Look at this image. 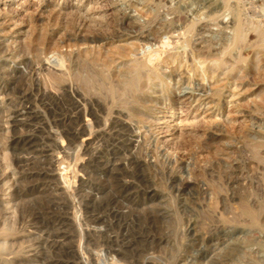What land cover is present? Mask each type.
Instances as JSON below:
<instances>
[{
    "label": "rangeland",
    "instance_id": "obj_1",
    "mask_svg": "<svg viewBox=\"0 0 264 264\" xmlns=\"http://www.w3.org/2000/svg\"><path fill=\"white\" fill-rule=\"evenodd\" d=\"M263 31L264 0H0V264H264Z\"/></svg>",
    "mask_w": 264,
    "mask_h": 264
},
{
    "label": "bare ground",
    "instance_id": "obj_2",
    "mask_svg": "<svg viewBox=\"0 0 264 264\" xmlns=\"http://www.w3.org/2000/svg\"><path fill=\"white\" fill-rule=\"evenodd\" d=\"M257 20H258V19H257ZM258 25H259V24H258ZM235 26H237V25L235 24ZM256 26H257V25H256ZM258 29H260V28H258V26H257V29H256V30H258ZM234 30H235V36H234V37H235L236 39H233V40H235V42H240V43H241V42L245 39V38H243V39L241 38V37H243V36L241 35V34H243V32H241V27L238 26V27H236V29H234ZM250 30H251V29H250ZM256 30H254V33H256V34H257V32L259 33V30H258V31H256ZM255 31H256V32H255ZM261 31H262V30H261ZM260 33L262 34V32H260ZM263 33H264V31H263ZM261 34H259V35H261ZM261 36H262V35H261ZM244 37H245V36H244ZM251 37H252V36H251ZM259 38H260V37H259ZM145 39H146V38H145ZM249 39H250V38H249ZM245 40H246V39H245ZM258 40H259V39H258ZM138 43H139V42H138ZM222 44H223V43H222ZM228 44H229V43H228ZM254 44H255V43H254ZM143 45H144V44H143ZM233 45H234V44H233ZM226 46H228V45H226ZM241 47H243V46H241ZM223 48H224V47H223ZM226 49H227V48H226ZM228 50H229V49H228ZM170 51H171V50H170ZM223 51L225 52V49H224ZM223 51H222V53H223ZM226 51H227V50H226ZM9 52H10V51H9ZM137 52H138V51H137ZM166 52H167V51H166ZM222 53H221V54H222ZM238 53H239V51H238ZM85 54H86V53H85ZM146 54H147V53H146ZM152 54H153V53H152ZM164 54H165V53H164ZM221 54H219V55L221 56ZM156 55H157V54H156ZM168 55H169V54H168ZM56 56H57V55L55 54V57H56ZM62 56H63V55H58L56 58L53 57V58H54L53 60H52V59L50 60V62H53L52 64H55V66H58V67H59V68L55 67V68H56V72H55L56 74H57L59 71H61L62 68L64 67V66H63V60H64V59L62 58ZM220 56H219V57H220ZM237 56H238V55H237ZM105 57H106V56H105ZM153 57H154V56H153ZM223 57H224V56H221V58H220L221 60H220V62L218 63V68H223L224 65H225V63H224L225 60H223ZM48 58H49V57H48ZM145 58H147V56H146ZM149 58H150V57H149ZM155 58H156V57H155ZM157 58H158V57H157ZM153 59H154V58H153ZM216 59H217V58H216ZM237 59H238V58H237ZM244 59H245V58H244ZM3 60H4V59H3ZM3 60H2V61H3ZM133 60H134V59H133ZM154 60H155L154 62H157L158 59H154ZM240 60H241V58H240ZM11 61H12V60H11ZM47 61H48V60H47ZM151 61H153V60H149V59H146V60H145V59H144L142 63H143L144 66H147V65H150V66H151V64H152V65H153L152 67L154 68L155 65H154V63L151 62ZM227 61H228V60H227ZM50 62L48 61V63H50ZM1 63H2V62H1ZM228 63H229V62H228ZM230 63H231V62H230ZM12 64H13V63H12ZM45 64H46V61H45ZM64 64H65V63H64ZM159 64H160V63H159ZM237 64H239V63L236 62V65H237ZM49 65H50V64H49ZM199 65H200V64H199ZM230 65H231V64H229L228 67H230ZM234 65H235V64H234ZM234 65L231 66V68H229L228 70H226V69L223 70V69H224V68H223V69H222L223 72L220 73L221 75L219 74L220 79H218V81L215 80V81H216L215 84L217 83L216 86H217V90H218V92H219V97L222 98V102H223V103H222V106H219V112H218V113H220V116L223 115L222 112H224V108H223L224 106L228 105V106H229V109H230L231 107H235V105L238 103V96H239V95H238V92L241 91V90H239V87H240L241 85L237 84V81L240 82L241 79L239 80V77H240V76H238V78L233 77V75H234V74H237L236 72L239 71V70H238V71H236V72L234 73L235 68L238 67V66H234ZM5 66H6V65H5ZM5 66H4V67H5ZM156 66L159 67L158 65H156ZM0 67H1V66H0ZM2 67H3V65H2ZM8 67H9V66H8ZM53 67H54V66H53ZM60 67H61V68H60ZM57 69H58V70H57ZM209 69H210V68H209ZM2 70H3V69H2ZM54 70H55V69H54ZM156 71H157V70H156ZM241 71H242V70H241ZM25 72H26V71H25ZM49 72H50V70H49ZM61 72H62V71H61ZM29 73H30V72H29ZM55 73H54V74H55ZM200 74H201V73H200ZM239 74H240V73H239ZM61 75H62V74H61ZM177 75H178V74H177ZM203 75H204V74H203ZM49 76H50V75H49ZM54 76H55V75H54ZM62 76H64V75H62ZM219 76H218V77H219ZM246 76H247V75H246ZM236 77H237V76H236ZM46 78H47V77H46ZM216 78H217V77H216ZM234 78H235V81H234ZM82 79H83V78H82ZM207 79H208V78H207ZM207 79H206V80H207ZM237 79H238V80H237ZM58 80H59V79H58ZM210 80H211V79H210ZM244 80H245V79H244ZM51 81H52V80H51ZM206 82H207V81H206ZM211 82H212V80H211V81L208 80V86H209V88H212V87H210V85H214V84L211 83ZM213 82H214V81H213ZM241 82H242V81H241ZM43 85H44V84H43ZM53 85H54V84H53ZM206 85H207V84H206ZM214 86H215V85H214ZM197 87H198V86H197ZM43 88H44V87H43ZM205 88H206V87H205ZM207 88H208V87H207ZM240 88H241V87H240ZM1 90H2V89H1ZM35 90H36V89H35ZM209 90H210V89H209ZM209 90H208V91H209ZM205 91H207V90H205ZM63 92H64V91H63ZM241 92H242V91H241ZM3 93H4V92H3ZM64 93H65V92H64ZM67 93H68V92H67ZM242 93H243V92H242ZM244 93H245V92H244ZM4 94H5V93H4ZM4 94H3V95H4ZM204 94H205V93H204ZM19 95H20V94H19ZM207 95H208V94H207ZM207 95H206V96H207ZM67 96H68V95H67ZM40 97H41V96H40ZM252 97H253V96H252ZM45 99H46V98H45ZM70 99H71V98H70ZM239 99H240V98H239ZM4 100H5V98H4ZM6 100L8 101L7 98H6ZM37 100H38V99H37ZM96 101H97V100H96ZM96 101H95V102H96ZM207 101H208V100H207ZM214 101H215V100H214ZM1 102H2V100L0 99V103H1ZM73 102H74V101H73ZM78 102H79V101H78ZM205 102H206V100H205ZM209 102H211V101H209ZM45 103H46V102H45ZM76 103H77V102H76ZM76 103H74V104H76ZM80 103H81V102H80ZM212 103H213V102H212ZM21 104H23V103H21ZM26 104H27V103H26ZM78 104H79V103H78ZM239 104H240V103H239ZM55 106H56V105H55ZM80 106L82 107V110L85 112V106H84V105H79V107H80ZM206 106H207V105H206ZM209 106H210V103H209ZM28 107H29V106H28ZM28 107H27L24 111H23L22 109H21V110L19 109V110H15V111H13V116H11V115H12V113H11V114L9 115V116H11V117H10L8 120H5V122H4L5 125H3V129H2V131H3V130H4V131L6 130V132H8V131L11 132V130L14 131V130H16V128H17L18 125H23V123H26V122H24V121L29 120V122H30L31 120L36 119L37 116H38V115H37L38 113H36V111H33L34 109L31 110V109H29ZM73 107H74V106H73ZM77 108H78V107H77ZM23 109H24V108H23ZM74 109L77 111L76 108H74ZM217 109H218V108H217ZM75 110H74V111H75ZM103 110H104V109H103ZM20 111H22L23 113L20 112ZM51 111H52V110H51ZM80 111H81V109L79 108V109H78V112H80ZM227 111H228V110H226L225 113H228ZM230 111H232V108H231ZM230 111H229V113H230ZM78 112H77V113H78ZM233 112H236V109H235V111L233 110ZM237 112H238V111H237ZM80 113H81V112H80ZM215 113H216V112H215ZM247 113H248V112H247ZM1 114H2V113H1ZM58 114H59V113H58ZM67 114H68V113H67ZM82 114H83V113H82ZM231 114H232V113H231ZM236 114H237V113H236ZM239 114H241V112H240ZM243 114H244V113H243ZM65 115H66V113H65ZM72 115H73V114H72ZM78 115H79V113H78ZM226 115H228V114H226ZM226 115H225V116H226ZM232 115L234 116L235 113H233ZM237 115H238V114H237ZM241 115H242V114H241ZM244 115H245V114H244ZM23 116H24L25 119L22 120V117H23ZM74 116H75V115H74ZM80 116H81V115H80ZM214 116H215V115H214ZM229 116H230V115H229ZM39 117H40V116H39ZM62 117H63V116H62ZM66 117H67V116H66ZM72 117H73V116H72ZM77 117H78V116H77ZM227 117H228V116H227ZM238 117H239V116H238ZM247 117H248V116H247ZM249 117H250V116H249ZM249 117H248V118H249ZM53 118H54V117H53ZM53 118H52V119H53ZM69 118H70V117H68V118H64V117H63V119H60V120H57V119H56V120H53V121H54V123H55L56 125H60V124L65 125L66 122H64L63 120H65V119H68V120H69ZM225 118H226V117H225ZM225 118H223V119H225ZM243 118L246 119L245 117H243ZM39 119H40V118H39ZM43 119H44V118H43ZM72 119L74 120V118H72ZM76 119H77V118H76ZM76 119H75L74 121H72V122H75ZM220 119H221V118H220ZM226 119H227V118H226ZM228 119L230 120V117H229ZM40 120H42V119H40ZM68 120H67V121H68ZM79 120H81V119H79ZM229 120H227V121H229ZM231 120H232V119H231ZM231 120H230V121H231ZM3 121H4V120H3ZM36 121H37V120H36ZM65 121H66V120H65ZM77 121H78V120H77ZM77 121H76V122H77ZM230 121H229V122H230ZM34 122H35V121H34ZM34 122H32V123H34ZM40 122H41V121H40ZM40 122H39V123H40ZM43 122H44V121H43ZM48 122H50V121H48ZM70 122H71V121H70ZM70 122L67 123V124L70 125ZM97 122H98V121H97ZM97 122H96V123H97ZM261 122H262V121H261ZM30 123H31V122H30ZM99 123H100V122H99ZM224 123H225V122H224ZM230 123H231V122H230ZM240 123H241V122H240ZM1 124H3V123H1ZM26 124H27V123H26ZM36 124H37V123H36ZM40 124H41V123H40ZM42 124H44V123H42ZM42 124H41V125H42ZM46 124H47V123H46ZM46 124H45V125H46ZM55 124H53V125H55ZM71 124H72V123H71ZM83 124H84V123H83ZM243 124H244V123H243ZM50 125H51V123H50ZM72 125H73V124H72ZM24 126H25V125H24ZM24 126H23V127H24ZM29 126H30V125H29ZM85 126H86V125H85ZM52 127H53V126H52ZM54 127H55V126H54ZM61 127H62V126H61ZM104 127H105V126H104ZM128 127H129V126H128ZM1 128H2V127H1ZM28 128H29V127H28ZM35 128H36V127H35ZM88 128H89V127H88ZM99 128H100V127H99ZM99 128H98V130H99ZM133 128H134V127H133ZM40 129H42V128H40ZM51 129H52V128H51ZM51 129H50V130H51ZM18 130H19V129H18ZM27 130H28V129H27ZM68 130H69V129H68ZM92 130H93V129H92ZM100 130H101V129H100ZM100 130H99V131H100ZM132 130H134V129H132ZM0 131H1V130H0ZM20 131H21V130H20ZM70 131H71V130H70ZM99 131H98V132H99ZM102 131H103V130H102ZM102 131H101V132H102ZM104 131H105V130H104ZM71 132H72V131H71ZM94 132H95V131H94ZM3 133H4V132H3ZM12 133H13V132H12ZM73 133H74V132H73ZM74 134H76V133H74ZM256 134H257V133H256ZM7 135H8V134H7ZM81 135H82V134H81ZM90 135H92V134L90 133ZM104 135H105V134H104ZM136 135H137V134H136ZM210 135H211V134H210ZM259 135H261V134H259ZM71 136H72V135H70V137H71ZM262 136H263V135H262ZM48 137H49V136H48ZM222 137H223V136H222ZM27 138H29V137H27ZM93 138H94V137H93ZM93 138H92V139H93ZM137 138H138V137H137ZM9 139H10V138H9ZM24 139H25V138H24ZM73 139H74V137H73ZM77 139H78V138H77ZM262 139H263V138H262ZM262 139H261V140H262ZM135 140H136V139H135ZM137 140H138V139H137ZM139 140H140V139H139ZM258 140H259V139H258ZM13 141H14V140H13ZM91 141H92V140H91ZM228 141H229V140H228ZM262 141H263V140H262ZM22 142H24V141H22ZM25 142H27V141H25ZM25 142H24V143H25ZM86 142H87V141H86ZM86 142H85V143H86ZM220 142H221V141H220ZM247 142H248V141H247ZM8 143H9V142H8ZM87 143H89V141H88ZM87 143H86V144H87ZM222 143H223V142H222ZM228 143H229V142H228ZM14 144H15V143H14ZM16 144H17V141H16ZM42 144H44V143H42ZM132 144H133V143H132ZM135 144H136V143H135ZM229 144H230V143H229ZM21 145H22V144H21ZM27 145H28V144H27ZM84 145H85V144H84ZM133 145H134V144H133ZM28 146H29V145H28ZM28 146H27V147H28ZM70 146H71V145H70ZM225 146H226V145H225ZM227 146H228V145H227ZM250 146H251V145H250ZM9 147H10V146H9ZM21 147H22V146H21ZM27 147L25 148L26 150H27ZM253 147H254V146H253ZM19 148H20V146H19ZM22 148H23V147H22ZM39 148H40V147H39ZM85 148H86V147H85ZM224 148H225V147H224ZM224 148H223V151L226 150V149L224 150ZM226 148H227V147H226ZM245 148H246V146H245ZM6 149H7V148H6ZM17 149H18V148H17ZM254 149L256 150L257 148H254ZM12 150H13V148H12ZM15 150H16V149H15ZM214 150H215V149H214ZM235 150L237 151V149H235ZM7 151H8V150H7ZM231 151H232V150H231ZM10 152H12V151H10ZM21 152H22V151H20V153H21ZM63 152H64V151H63ZM220 152H221V151H220ZM258 152H261V151H258ZM12 153H15V152H12ZM12 153H11V154H12ZM16 153H17V152H16ZM44 153H46V152H44ZM223 153H224V152H223ZM229 153H230V152H229ZM251 153H252V151H251ZM17 154H18V153H17ZM17 154H13V155H15V158H17V157H16ZM22 154H24V153H21V155H22ZM26 154H27V153H26ZM19 155H20V154H19ZM32 155H33V154H32ZM74 155H75V154H74ZM226 155H228V154H226ZM258 155H259V154H258ZM258 155L256 156V158L259 157ZM17 156H18V155H17ZM43 156H44V155H43ZM46 156H47V155H46ZM149 156H150V155H149ZM18 157L20 158V156H18ZM30 157H31V156H30ZM261 157H262V156H261ZM4 158H5V157H4ZM59 158H60V157H59ZM250 158H251V157H250ZM21 159H22V157H21ZM26 159H27V158H26ZM29 159H30V158H29ZM44 159H45V158H44ZM64 159H65V157H64ZM224 159H225V158H224ZM253 159H254V158H253ZM22 160H23V159H22ZM26 161H28V160H26ZM26 161H25V162H26ZM71 161H72V160H71ZM246 161H247V160H246ZM18 162H19V161H18ZM21 162H22V161H21ZM21 162H20V163H21ZM29 162H31V161H29ZM29 162H28V163H29ZM32 162L34 163V162H36V161H32ZM39 162H40V161H39ZM43 162H44V161H43ZM75 162H76V161H75ZM0 163H1V162H0ZM23 163H24V161H23ZM47 163H48V162H47ZM80 163H81V162H80ZM108 163H109V162H108ZM259 163H260V162H259ZM109 164H110V163H109ZM141 164H142V163H141ZM143 164H144V163H143ZM3 165H4V164H3ZM23 165H24V164H23ZM49 165H50V163H49ZM106 165H108V164H106ZM128 165H129V164H128ZM144 165H145V164H144ZM151 165H152V164H151ZM21 166H22V163H21ZM30 166H31V165H30ZM109 166H110V165H109ZM237 166H238V165H237ZM32 167H33V166H32ZM74 167H75V164H74ZM112 167H113V166H112ZM149 167H150V166H149ZM57 168H58V167H57ZM71 168H73V167L71 166ZM110 168H111V167H110ZM73 169H74V168H73ZM73 169H72V170H73ZM0 170H1V169H0ZM62 170H63V169H62ZM65 170H66V169H65ZM75 170H76V169H75ZM169 170H170V169H169ZM46 171H48V170H46ZM46 171H45V172H46ZM51 171H52V170H51ZM51 171H50V172H51ZM59 171H60V170H59ZM77 171H78V170H77ZM79 171H81V169H80ZM79 171H78V172H79ZM105 171H106V170H105ZM152 171H153V170H152ZM3 172H4V171H3ZM11 172H12V171H10V174H11V176H12L13 173H11ZM45 172H44V173H45ZM62 172H63V171H62ZM66 172H67V171H66ZM75 172H76V171H75ZM100 172H101V171H100ZM108 172H109V171H108ZM1 173H2V172H1ZM52 173H53V172H52ZM57 173H59V172H57ZM54 174H55V173H54ZM108 174H109L108 176L110 177V176H111L110 173H108ZM0 175H1V174H0ZM15 175H16V174H15ZM17 175H18V174H17ZM19 175H21V174H19ZM19 175H18V178H19ZM48 175H50V174H47V176H48ZM52 175H53V174H52ZM75 175H76V174H75ZM77 175H78V174H77ZM83 175H84V174H83ZM83 175H81V177H84ZM8 176H9V174H8ZM11 176H9V177H11ZM31 176H32V175H31ZM33 176H34V175H33ZM53 176H54V175H53ZM56 176H57L56 179H59V177H61V173H59V175L57 174ZM58 176H59V177H58ZM71 176H72V174H71ZM79 176H80V173H79ZM79 176H78V177H79ZM0 177L3 178L4 180L8 179L7 177H5V175H4L3 173H2V175H1ZM27 177H28V174H27ZM27 177H26V178H27ZM45 177H46V176H45ZM48 177H49V176H48ZM50 177H51V176H50ZM62 177H63V176H62ZM1 178H0V180H2ZM11 178H13V177H11ZM11 178H10V179H11ZM21 178H22V176H21ZM21 178H20V179H21ZM30 178H31V177H30ZM30 178H29V179H30ZM42 178H43V177H42ZM51 178H52V177H51ZM54 178H55V177H54ZM54 178H53L52 180H54ZM75 178H76V177H75ZM16 179H17V178H16ZM16 179H15V180H16ZM31 179H32V178H31ZM60 179H61V178H60ZM76 179H77V178H76ZM76 179H75V182H76ZM110 179H111V180H114V179H112V176H111ZM4 180H3V181H4ZM17 180H18V183H19V179H17ZM44 180H45V179H44ZM47 180H48V179H47ZM61 180H62V179H61ZM67 180H68V179H67ZM79 180H82V179L79 178ZM83 180H84V179H83ZM3 181L0 182V183L3 184ZM10 181H11V180H7V181L4 182V185L1 186V187L3 188V190H5V189H11V188H12V184H13V183L11 184L12 181H11V182H10ZM13 181H14V179H13ZM22 181H24V180H21V182H22ZM42 181H43V180H42ZM54 181H55V180H54ZM56 182H57V181H56ZM61 182H62V181H61ZM80 182H81V181H80ZM30 183H31V182H30ZM36 183H37V182H36ZM63 183H64V182H63ZM70 183H71V182H70ZM1 184H0V185H1ZM19 184H20V183H19ZM48 184H50V183H48ZM54 184H55V183H54ZM230 184H231V183H230ZM16 185H17V187H18V184H16ZM16 185H15V186H16ZM159 185H160V184H159ZM182 185H183V184H182ZM187 185H188V183H187ZM189 185H190V183H189ZM19 186H20V185H19ZM65 186H66V185H65ZM65 186H62V188H61L60 191H62V192L65 191V192H66L67 188H66ZM75 186H76V185H75ZM104 186H105V185H104ZM116 186H117V185H116ZM148 186H149V185H148ZM17 187H16V188H17ZM78 187H79V186H78ZM4 188H5V189H4ZM16 188H15V189H16ZM31 189H32V188H31ZM50 189H51V188H50ZM80 189H81V188H80ZM51 190L53 191V189H51ZM74 190H75V188H74ZM100 190H101V189H100ZM177 190H178V189H177ZM9 191H10V190H9ZM52 191H50V192L52 193ZM41 192H42V191H41ZM62 192H61V193H62ZM68 192H69V191H68ZM4 193H5V192H4ZM7 193H8V192H7ZM39 193H40V192H39ZM43 193H44V192H43ZM150 193H151V192H150ZM19 194H20V193H19ZM44 194H45V193H44ZM55 194H58V193H55ZM37 195H38V194H37ZM47 195H49V192H48ZM51 195H52V197H53V194H51ZM146 195H147V194H146ZM4 196H5V195H4ZM9 196H10V195H9ZM9 196H8V197H9ZM38 196L43 197L42 194H40V195H38ZM44 196H45V195H44ZM142 196H143V195H142ZM149 196H150V195H149ZM6 197H7V196H6ZM80 197H81V196H80ZM130 198H131V197H130ZM44 199H46V198H44ZM18 201H19V200H18ZM50 201H51V200H50ZM129 201H130V200H129ZM213 201H214V200H213ZM60 202H61V201H60ZM116 202H117V201H116ZM184 203H185V202H184ZM6 204H7V202H6ZM37 204H38V203H37ZM151 204H152V203H151ZM155 204H156V203H155ZM4 205H5V204H4ZM4 205H3V206H4ZM6 206H9V205L7 204ZM31 206H32V205H31ZM46 206H47V205H46ZM77 206H78V205H77ZM112 206H113V205H112ZM144 206H145V205H144ZM148 206H149V205H148ZM70 208H71V207H70ZM61 209H62V208H61ZM72 209H73V208H72ZM7 210H8V209H7ZM7 210H6V212H7ZM13 210H14V209H13ZM70 210H71V209H70ZM9 212H10V211H9ZM22 212H23V211H22ZM220 212H221V211H220ZM246 212H247V214H248V213L251 214L252 220H253V222H255V218H256L257 214H256L255 212L251 211L250 209H249V210H246ZM161 213H162V212H161ZM12 214H13V213H12ZM13 215H14V214H13ZM62 215H63V214H62ZM115 215H116V214H115ZM6 216H7V215H6ZM41 216H42V215H41ZM112 218H113V217H112ZM69 219H70V218H69ZM165 219H166V218H165ZM66 222H67V221H66ZM81 223H82V222H81ZM189 223H190V222H189ZM239 223H240V222H239ZM262 224H263V223H262ZM28 225H29V224H28ZM59 225H60V224H59ZM189 226H190V224H189ZM185 227H187V228H185V230H186V229H187V230L190 229V228L188 229V226H185ZM191 229H192V228H191ZM217 229H218V228H217ZM187 230H186V231H187ZM130 231H131V230H130ZM252 231H253V230H252ZM30 232H31V231H30ZM33 232H34V231H33ZM187 232H188V231H187ZM187 232H186V233H187ZM26 233H28V232H26ZM186 233H184V234H186ZM188 233H189V232H188ZM188 233H187V234H188ZM204 233H205V232H204ZM250 233H251V232H250ZM260 233H261V232H260ZM29 234H30V233H28V235H29ZM113 234H114V233H113ZM28 235H27V236H28ZM24 236L26 237V235H24ZM61 238H62V237H61ZM22 239H23V238H22ZM112 239H113V238H112ZM111 241H112V240H111ZM89 242H90V241H89ZM112 242H113V241H112ZM23 243H24V242H23ZM92 246H93V245H92ZM110 246H111V245H110ZM172 247H173V246H172ZM225 247H226V246H225ZM70 248H71V247H70ZM238 249H239V248H238ZM71 250H72V249H71ZM69 251H70V250H69ZM113 251H114V250H113ZM70 252H72V251H70ZM70 252H69V253H70ZM75 252H76V251H75ZM117 252H118V251H117ZM227 252H228V251H227ZM73 253H74V252H73ZM112 253H114V252H112ZM134 253H135V252H134ZM139 253H140V252H139ZM234 253H235V252H234ZM25 254H26V253H25ZM80 254H81V253H80ZM89 254H90V253H89ZM131 254H132V253H131ZM145 254H147V253H145ZM134 255H136V254H134ZM134 255L132 254L131 256L133 257ZM140 255H141V254H140ZM149 255H150V254H149ZM90 256H91V255H90ZM121 256H122V255H121ZM131 256H130V257H131ZM141 256H142V255H141ZM141 256H140V257H141ZM260 256H261V255H260ZM18 257H19V256H18ZM116 257H117V256H116ZM119 257H120V256H119ZM123 257H124V256H123ZM126 257H127V256H126ZM130 257H128V258H130ZM135 257H136V256H135ZM137 257H138V256H137ZM140 257H139V258H140ZM74 258H75V257H74ZM81 258H82V256H81ZM91 258H92V257H91ZM133 258H134V257H133ZM22 259H23V258H22ZM92 259H93V258H92ZM92 259H90V260H92ZM113 259H114V258H113ZM118 259H119V258H118ZM130 259H131V258H130ZM181 259H182V258H181ZM14 260H15V259H14ZM26 260H27V259H26ZM90 260H89V261H90ZM119 260H120V259H119ZM137 260H138V258H137ZM174 260H175V259H174ZM182 260H184V258H183ZM111 261H112V260H110L109 262H111ZM132 261H133V260H132ZM134 261H135V260H134ZM138 261H139V260H138ZM177 261H178V260H177ZM20 262H21V260H20ZM24 262H25V261H24ZM74 262H75V261H74ZM87 262H88V261H87ZM90 262H92V261H90ZM139 262H140V261H139ZM179 262H180V261H178L177 264H179ZM94 263H96V262L94 261L93 264H94ZM113 263H114V262H113ZM142 263H143V262H142ZM181 263H182V262H180V264H181ZM21 264H22V263H21ZM76 264H77V263H76ZM137 264H138V263H137ZM174 264H175V263H174Z\"/></svg>",
    "mask_w": 264,
    "mask_h": 264
}]
</instances>
